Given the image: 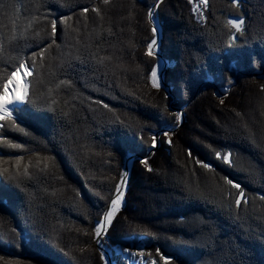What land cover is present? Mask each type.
Listing matches in <instances>:
<instances>
[{
    "label": "trees",
    "instance_id": "obj_1",
    "mask_svg": "<svg viewBox=\"0 0 264 264\" xmlns=\"http://www.w3.org/2000/svg\"><path fill=\"white\" fill-rule=\"evenodd\" d=\"M40 2L0 0V4L4 5L0 7V43L3 44V51H0V85L15 64L17 52L23 57L25 53L30 55L31 51L38 50L35 45L41 40L45 44L51 43L46 39L47 25L41 21L42 13H52L49 20L68 16L66 23L73 29L68 34L61 33L63 26L58 21L59 38L50 48H45L43 59L35 58L39 74L29 68L32 75L28 79L27 93L34 100L37 97L42 101L47 99L56 109V115L46 112L45 115L51 116V119L34 122L33 127L21 124L20 127L30 134L28 137L13 126L0 129V187L3 189L0 193V237L3 238L0 264H31L43 260H48L50 264H97L95 250L93 254L80 251L85 246L76 226L82 219L74 215L77 210L80 211V194L77 195L75 186L83 187L85 183L93 193L96 192L94 187L100 188L105 192V200L109 199L112 195L109 189L114 190L117 182L113 185L114 181L107 179L110 167L106 162L113 164L119 158L121 173L125 172L130 160L129 179L124 206L114 221L115 227L111 229V233L122 232V236L110 233L111 240L121 242L133 237L128 234L143 231L148 233L135 235L134 238L144 236L150 244L146 250L153 256L157 247L166 256L172 253V263L264 264V237L260 236V232L264 231V201L259 199L264 195V106L260 103L264 98V92L260 91L264 76L258 75L264 72V62L260 59L264 56V0H241L238 10L232 5V0H208L203 20L193 14L192 5L187 0H161L159 7L153 8L161 36V56L168 65H174L176 71L170 72L179 81L178 86L173 82L167 83L176 100L181 102L183 88L188 93V98L182 101L183 105L188 107L197 100V105L202 102L200 105L206 103L213 107L219 105L218 100L213 98V91L221 92L230 87L227 95L222 94V107L229 105L225 112L228 118L222 122L225 129L218 133L221 138L213 141L215 150H209V153L214 155L218 151L222 159L226 153H231L233 168L226 166L229 169L226 171L236 176L238 182L244 181L242 187L245 188L248 203H242L239 220L233 219L228 211L208 204L211 221L215 225L213 229L221 240L219 246L204 248L192 246L197 243L194 242V230L174 224L177 229L171 234L168 224L162 219L164 214H169L168 206L173 205L176 194L189 195L188 184L194 181L191 180V167H182L178 175V160L159 163L161 152H156L151 157L155 169L149 172L137 158L148 155L144 145L151 144V137L167 127L166 121H169L160 118L163 108L161 110L148 101V96L135 86L136 79L130 73L126 76L122 68L124 65H121L123 59L133 56L134 44L138 46V40H145L137 28L144 24L150 28L147 10L156 0H109L107 5H103L101 0H43L46 7L39 8ZM93 5L101 8L103 20L92 11ZM83 7H88L89 11L81 13ZM170 13L176 15L177 21H173L175 19ZM240 14L247 30L232 42L233 47L229 50V37L234 31L229 21ZM248 54L252 55V63H248ZM205 64L210 70L208 73L204 71ZM225 66L234 68L230 74L234 80L232 84L223 79ZM212 73L216 75L213 77ZM145 89L148 91L147 87ZM96 99L108 103L113 111L92 103ZM191 107L195 108V105ZM61 111L67 114L65 121L70 122L69 129H62L70 141L64 145L59 142L60 137L51 135V130L60 126L58 116ZM116 117L125 120L130 129L109 123ZM146 125H150L151 130ZM72 133L80 139L74 140ZM140 135L143 136V145ZM177 137L182 138L179 133ZM32 138L38 143L31 142ZM109 140L112 143H106ZM14 143L24 144V150L10 147ZM77 143L83 147L76 149L69 159L64 149L75 148ZM17 155L23 159L17 161ZM210 161L216 167L225 166L221 159L210 158ZM45 165L48 167L45 168ZM14 169H19L21 174L26 171L34 177L32 184L22 185L32 193L27 203L4 179ZM91 173L97 183H93ZM169 174L176 176L171 178ZM142 185L147 186L141 190L139 186ZM148 186L154 190L147 191ZM218 187L210 192H218L217 197L210 195L207 199L226 204L220 199ZM83 190L98 209L90 214L89 224L94 225L103 204L95 203ZM153 193L159 197L155 203L150 197ZM158 206L166 208L165 213L159 212L155 218L148 217L146 213H151ZM118 223L123 226L119 228ZM17 225L18 231L22 229V233L29 236L24 246H18L19 237H14L12 233ZM154 237L158 241L155 242ZM102 250L106 254L113 253V246H102ZM3 252L9 253V256ZM18 255L26 257L20 260ZM158 264L163 262L158 261Z\"/></svg>",
    "mask_w": 264,
    "mask_h": 264
},
{
    "label": "snow or ice",
    "instance_id": "obj_2",
    "mask_svg": "<svg viewBox=\"0 0 264 264\" xmlns=\"http://www.w3.org/2000/svg\"><path fill=\"white\" fill-rule=\"evenodd\" d=\"M161 0H156V2L153 4L152 7L148 8L147 10V16L148 19L152 22L151 32L153 36L155 37L158 28L155 22V14L153 12V8H158ZM188 2L192 5V10L196 14L197 18L200 20L205 19L203 13L208 8V0H188ZM101 3L103 5H107L109 3V0H101ZM241 4V0H232V5L235 6V8L238 10ZM0 7H4V5L0 4ZM14 7V6H13ZM39 8L46 7L43 0L38 5ZM89 11L88 7H83L81 9V13H87ZM92 11L96 13L97 17L100 20H103L104 17L101 14V8L92 6ZM52 13L45 12L41 14V21L42 23L47 25V37L46 39L51 41V43L45 44L43 40L38 42L35 45V48L38 50L31 51L30 55L27 53L24 54L23 57L20 56V53L17 52V60L13 66H11V71L5 78L2 85H0V129H5L9 126H13L16 130L23 133L24 136L28 137L30 134L28 132H25L24 128H21V124H25L28 127L35 126L34 122H39L42 120H50L51 116H46L45 113H52L53 115H56V109L51 106V103L44 99L43 101L37 97V99H32L29 95V93L25 92L24 94H16L15 87H13L11 90L9 89V84L15 83L14 77L18 72H21L22 70L27 72L29 76L32 75V72L28 69L31 68L33 71H36L37 74H39L40 69L37 68L36 59L37 57H40L43 59L44 56V50L46 47L50 48L52 44L55 43V40L58 37V21L59 24L63 27L60 29L61 33L68 34L70 31H73L71 28V25H68L66 22L69 20L68 16H59L55 19H50L49 16H51ZM230 25L233 27L234 31L232 35L229 37V44L228 49L231 50L233 47V43L237 38L242 37L244 32L247 30L245 26V20L243 18V15H237L236 18L231 19L229 21ZM238 34V35H237ZM157 41L155 38H153L148 44H147V55L149 57L155 56L156 53L153 52L154 46H156ZM0 51H3V44L0 43ZM243 51V49H241ZM95 57H93L94 59ZM74 59H79V57H75ZM261 61L264 62V56L260 57ZM248 63H252V55L248 54L247 56ZM103 62L102 60L100 61ZM43 67V65H41ZM150 75L149 79L151 81L152 87L160 90L161 88L165 87V70L164 66L159 63L157 60L153 63V65L150 67ZM204 71L205 73H208L210 70L208 69L207 64L204 65ZM234 72V68L231 66H225L223 69V79L227 81L229 84L234 83V80L232 79L231 73ZM213 77L216 75V73H212ZM39 83V81L37 82ZM260 91L264 92V85L260 86ZM11 92V94H10ZM214 95L216 93H213ZM35 95V94H34ZM169 92H165V99H168ZM111 99H115V97H112ZM92 103L101 106L103 109L108 111H113L109 108V104L105 103L102 99H96L92 101ZM220 103L223 104L224 100L220 99ZM260 103L262 106H264V98L260 100ZM167 114V116L171 117L170 121H166L167 127L161 128L159 130V135L161 138L169 145L172 144V140L170 138L171 132L174 131L175 127L179 126L183 122V111H174V112H168L167 111V105H165L164 109L161 111V116H164ZM66 113H63L62 111L59 113L58 120L60 121L59 127H54L51 130V135L53 137H60L59 142L64 145L70 143V141L65 137V131L70 128V122L65 121ZM109 123L117 124L121 128L124 129H130V125L126 123L125 120H121L119 117H116L115 120L109 121ZM146 127L151 130L150 125H146ZM63 129V130H62ZM136 133H134L135 135ZM47 135V133H45ZM73 139L78 140L80 137H77L75 133H72ZM2 139V138H0ZM139 140L141 141V144L143 145V136H139ZM31 142L38 143V141L35 140V138H32ZM49 143L52 141L49 140ZM106 143H112L111 140L106 141ZM157 146V139L156 135L154 134L151 137V144L144 145L148 149V151H152ZM10 147L15 149H21L24 150V144H10ZM83 146L80 144H76L75 148L73 147H66L64 149L65 154L69 156V159H71V156L75 153V150L78 148H82ZM143 150V149H142ZM187 155L189 158H193L192 150L189 149L187 152ZM215 158L217 160H220L221 153L215 152L214 153ZM231 156V153H226L223 157V160L221 163L226 164L230 169L233 168L232 161L229 159ZM17 161L22 160L23 157L17 155L15 157ZM195 159V163L202 167L203 169H207L210 171H215L213 168V165L211 163H205L201 159ZM139 162L145 167V169L149 172H151L153 169L148 163V156L144 155L142 159H139ZM39 163V161H38ZM48 166L45 165V168ZM235 171V169H233ZM127 172H122L120 175L119 181L116 183L114 190L109 189L110 192H112V195L109 199L104 200L103 197L100 196L99 193H90L94 195L98 202H101L103 204V207L99 209L98 216L95 221V225L92 229L91 236L92 238L97 242V245L99 246L101 241L108 238L110 236V230L115 227L114 221L117 217L118 210L123 207L124 204V197L127 192V181L125 177L127 176ZM4 179L16 189V191L20 194V196L23 199L24 203H27L31 200L32 193L28 192L27 187H22V185L26 184H32V181L34 180V177L30 176L26 171L21 174L19 169H14L12 172L8 173L4 176ZM220 181H222V184L218 187L220 199L222 201H226V204L217 203L215 200H209L207 197L203 196L201 193L193 191L191 189H187L189 195L191 198L197 199L198 201H202L205 204H210L212 207L217 208L221 211H228V213L231 215V217L235 220L240 219V210L241 205L248 203V198L245 194V188L242 187V183H244L243 180L240 182L237 181L236 176H231V174H226L222 177L218 178ZM215 183V181H213ZM223 185L227 186V190L224 189ZM3 189L0 187V193H2ZM77 195L79 193L77 192ZM261 201H264V195H261L259 197ZM95 206V205H94ZM179 221L182 223L184 221V217H180ZM19 228V225L14 227L12 229V233L14 237H21L23 230ZM85 235H88L85 233ZM135 237V235H143V233L140 234H128ZM260 236L264 237V231L260 232ZM0 243H3V238L0 237ZM129 246L127 247H117L115 249L116 253H119L121 257L127 262V264H137V261H139V264H158V261H162L163 264H169V261L174 258L172 253H169L167 256L161 253V249L157 247L155 249V256L152 255V253H145L144 247H141L137 244H132L131 241H128ZM111 247V246H110ZM87 249V246L85 248H81V252H85ZM100 258L104 261V264H115V261H113L111 258L106 256V253L103 251L100 253Z\"/></svg>",
    "mask_w": 264,
    "mask_h": 264
},
{
    "label": "rangeland",
    "instance_id": "obj_3",
    "mask_svg": "<svg viewBox=\"0 0 264 264\" xmlns=\"http://www.w3.org/2000/svg\"><path fill=\"white\" fill-rule=\"evenodd\" d=\"M192 12H193V10H192ZM193 14H195V13L193 12ZM170 16H171V18L175 19L176 15L174 13H170ZM173 21H177V20L175 19ZM151 27H152V22L150 24V28H148V24H147V26H146V24H144L143 27L137 28V29H139V31L142 32L141 37L144 38L145 40L144 41L141 40V42H139V40L137 41V39H136L138 46H136V43H135L134 44L135 50H134L133 56H131L129 59L127 58V59L122 60L121 65L122 64L124 65L122 68H124L126 76L130 73V74H132L133 78L136 79V80H134V82L136 84L135 86L139 90H141L145 96L146 95L148 96L149 102L154 103V105L159 107V109H161V110H162V108L164 109L165 105H167V111L168 112L183 111L184 116H183V122L179 126L175 127L174 131L171 132V135H170V138L172 140L171 145L167 144L161 138V136L158 134L159 131L155 134L156 139H157V146L152 151H150V152L148 151V155H147L148 156V163L151 166V168L154 170L155 165L153 163H151V157H152V154H154L156 152H161L160 155L162 154L161 156L159 155V157H158L159 163H166V160H170V159L171 160H178V162L180 164V167L178 169L176 168V171H177L176 173L178 175H180V173H181L180 169L182 167H188V168L191 167L190 172L193 173L191 180L194 179L193 183L188 184V186L191 190L199 192L207 198L210 195L217 197L216 195H218L217 194L218 192L217 193H210V192L211 191L214 192V187L220 186L222 184V181H220L218 178L228 174L226 169L227 170H229V169H228V167H226L227 166L226 164L224 166L225 168L223 167V165H222V167L221 166L216 167L210 161V158L214 159V160L216 159L215 155L210 154L209 150L214 149L215 144L213 143V141L221 138L218 133L225 129L224 125H222V124L228 118V114L225 113L228 106L222 107V105L224 103L221 104L220 99H223V95L228 94L226 92L230 91V87L227 86L224 89V91H221V92L213 91V93H216V94L214 95V97L213 96L212 97L216 98L218 100L219 105H217V106L212 105L213 107H211V106L209 107L208 105H206V103H203L202 105H200L202 102H200L199 105H197V100L194 101V103H192V105H195V108H193V107L189 108L192 105H190L188 107L185 104L183 105L182 101L184 99L186 100L188 98V96H187L188 93L183 88H181V90H183V92L181 91V93H180L182 100H181V102H180V100L177 101L176 95H174L173 90L167 85L168 82H173L176 86L179 85L178 79L173 76L174 73L170 72V71L175 72L176 69H175L173 64L168 65L167 62L161 56V53H160L161 51L159 49L160 43H161V36L159 35L160 34L159 33V27H157L158 31H157L155 37L153 36V34L151 32ZM153 38H155L157 41L156 46H154V48H153V52H155L156 55L149 57L147 55V44ZM142 41H143V43H142ZM139 43H141V44H139ZM157 60L159 61V63H161L164 66V70H165L166 83H165V87L161 88L160 90L153 88L151 81L149 79L150 67ZM28 70L31 71V69H28ZM23 72L26 75L25 92H27L29 75L27 74V72H25V71H23ZM258 75L264 76V72L262 71V72L258 73ZM180 85H181V83H180ZM145 87H147L148 91L150 90L151 92H148L147 89H145ZM166 91L169 92L168 99H165V92ZM202 99H203V97H202ZM231 102H232V100H231ZM112 108L115 109L114 105H112ZM203 113H205V115ZM224 116H226V117H224ZM160 118L162 120H169V121L171 120V117L167 116V114H165L164 116H161ZM178 133H179V135H181L182 138L177 137ZM189 149L192 150L193 158H189L187 155V152ZM137 158L142 159L143 156H137ZM194 158L201 159L205 163H211L213 165V168L215 169V171L203 169L202 167H200L199 165H197L195 163ZM220 159H221V161L223 160L222 157H220ZM229 159L231 160V156L229 157ZM129 162H130V160L127 161L126 165L128 167L125 170L128 173L127 176L125 177L127 183H128V179H129ZM106 163H107V166L110 167L109 168L110 170L108 171L109 172L108 177L109 176L110 177L107 179L114 181V183H113V185H114L115 182H118L120 179V174H121V172H120V168H121L120 158L116 159L113 164H112V162H109V161H107ZM142 167L144 168L143 165H142ZM162 167H163V169H166L165 168L166 166H162ZM106 174H107V172H106ZM168 176L173 178V176L175 177L176 175L175 174H169ZM90 177H91L92 181L96 178L92 173L90 174ZM213 181H215V183H213ZM94 182L97 183L96 180H94L93 183ZM82 186L83 187H81V186L79 187L78 185L75 186V188H77V190H78L77 192H79V194H80V201H79L80 202V211L77 210L74 213V215H77L82 219V222L79 221V224L76 226L78 227V232L81 234V236L84 239L82 242V245L88 246V250L86 249L85 253L88 254V252H92V254H93V251L95 250L94 253H95V259L97 260V264H104V261L100 258V253L103 251L102 246H113V253L110 252L109 254H106V256L111 258L113 261H115L116 264H127V262L121 257V255L119 253L115 252V249L117 247H121V246L122 247L123 246L124 247L129 246L128 241H131L132 244H137V245H140L141 247H144L145 253L146 254L149 253L146 250V247L150 246V244L148 245V242H146L144 236H139L137 238H133V237L127 238L121 242H115V241L111 240L110 237H108V238L102 240L100 245L98 246L97 242L91 236L92 229H93L95 224L94 225L89 224L90 220H91L90 214L93 215L94 213H96L98 211V209H96V207L94 206L93 201L90 200L86 194L84 195L83 188L85 189V191L88 194L93 193V192H91L93 190L91 189V187L89 185H87L85 183ZM145 186H147V185H144V186L142 185L141 187L139 186V188L141 190H143V187L145 188ZM149 187L150 186H148V188H147L148 190L147 189L146 190L149 192H152L154 190V188L152 186H151L152 188H149ZM223 187L225 190H227L226 185H223ZM94 188L96 189V192L94 191V193H99L100 196L103 198L106 196V195H104L105 192L103 190H99L100 188H97V187H94ZM155 194L156 193H153L150 196L152 202H154V203H155V199L159 198V197H156ZM89 196L93 198L95 203H97V204L99 203L94 195L90 194ZM143 196L145 197V195H143ZM183 196H184V198H183ZM183 196H182V194L181 195L176 194V196H174L173 203H172L173 205L168 206L169 207V214L168 215L164 214L166 208L162 209V208H160V206H158L157 208H153L151 213H146L147 216L155 218L154 216L159 215V212H160V214H164L163 218H162L164 220L163 222L168 224L167 226H168V229L170 231L169 233H171V234L173 233L174 229H177L176 227H180V226L185 227V228H189L190 230L191 229L194 230L195 235H196L194 238V242H197V243L195 245H192V246H201L203 248L205 246H219L221 239L219 238V236L216 235V233H215L216 231H214V229H213V227L215 225H214V222L211 221L212 220L211 219L212 213L209 211L211 209H208V204H205L202 201H198L197 199L191 198L190 195H187V196L183 195ZM104 200H105V198H104ZM99 205H100V203H99ZM123 206H124V204H123ZM172 206L174 207L173 209H172ZM122 208H120L118 210V213L120 212V210ZM118 213H117V215H118ZM181 216L184 217V221L182 223L179 221V218ZM120 224L121 223H118L119 228H121L123 226ZM127 224H129V223H127ZM174 224L176 225V227L173 226ZM125 228H127V227H125ZM171 229H173L172 232H171ZM153 231H155V229H153ZM85 233H87L88 235H85ZM110 233H111V230H110ZM140 233L147 234L148 232L145 233V232L141 231ZM115 234L117 236H119V235L122 236V232L117 233L115 231V233L114 232L111 233L112 236ZM153 236H155V235H153ZM181 236H179L178 239L182 241L183 239L181 238ZM89 237H90L91 241H89L90 240ZM170 237L173 238L172 236H170ZM153 239H154V241L155 240L158 241V239L156 237H154ZM214 239H216V240H214ZM162 240H163V238H162ZM28 241H29V236H27L25 233H22V236L19 237L20 244L18 246H24V244L28 243ZM157 246H159V245H157ZM89 249H90V251H89ZM3 254L5 256H7V255L9 256V253H7V252H3ZM25 257L26 256H24V255H21V256L18 255L17 259L22 260ZM10 261H14V260L10 259ZM43 261H37L36 263L30 262V261L29 262L31 264H46V263L50 264V262L48 260H43ZM15 262H17V261H15ZM170 262H171V264H176V262L172 263V260H170ZM137 264H139V261H137ZM192 264H193V262H192Z\"/></svg>",
    "mask_w": 264,
    "mask_h": 264
},
{
    "label": "bare ground",
    "instance_id": "obj_4",
    "mask_svg": "<svg viewBox=\"0 0 264 264\" xmlns=\"http://www.w3.org/2000/svg\"><path fill=\"white\" fill-rule=\"evenodd\" d=\"M180 22V21H179ZM175 24V23H174ZM167 36V35H166ZM72 55V53H70ZM70 55V56H71ZM15 83L13 84H9V89L11 90L13 87H15L16 90V94H24L25 93V89H26V75L25 73L22 72H18L16 74V76L13 78ZM189 81V80H188ZM11 94V92H10ZM128 101V100H127ZM176 105V104H175ZM229 106V105H228ZM264 110V109H263ZM211 113V112H210ZM250 115V114H249ZM258 123V122H257ZM90 137V136H89ZM118 138V137H117ZM52 143V142H51ZM261 146V145H260ZM165 175V174H164ZM61 187V186H60ZM43 194V193H42ZM41 204V203H40ZM200 207V206H199ZM16 208V207H15ZM23 212V211H22ZM192 212V211H191ZM247 223V222H246ZM245 231V230H244ZM248 232V231H247ZM224 233V232H223ZM248 235V234H247ZM242 238V237H241ZM216 240V239H214ZM243 241V240H242ZM259 244V242H258ZM238 247V245H237ZM256 249V248H255ZM259 252V251H258ZM113 255V254H112ZM230 258V257H229ZM228 263V262H227ZM237 263V262H236ZM250 263V262H249ZM251 264V263H250Z\"/></svg>",
    "mask_w": 264,
    "mask_h": 264
}]
</instances>
